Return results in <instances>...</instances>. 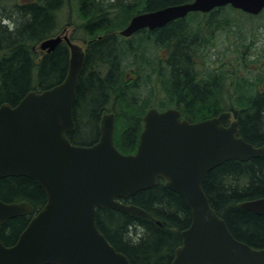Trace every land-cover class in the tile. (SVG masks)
<instances>
[{
    "label": "trees",
    "instance_id": "1",
    "mask_svg": "<svg viewBox=\"0 0 264 264\" xmlns=\"http://www.w3.org/2000/svg\"><path fill=\"white\" fill-rule=\"evenodd\" d=\"M191 1L0 0V106L14 107L30 91L64 81L70 60L67 44L41 58L34 47L58 35L65 16L66 26H74L71 39L86 44L74 107L76 131L68 135L73 144H95L102 116L113 113L115 146L134 154L143 118L155 107L176 108L190 122L232 112L239 135L264 146V67H256L259 60H248L264 27V11L253 16L227 6L190 13L129 39L119 34L137 14ZM255 55L264 57L262 50ZM203 189L236 239L264 248V216L238 207L264 196V156L222 164L208 174ZM0 200L27 202L37 212L47 197L36 182L21 176L0 179ZM129 201L154 219L107 208L98 211L99 230L132 264H171L181 231L191 223L185 201L163 180ZM32 217L19 216L0 227L4 245H14Z\"/></svg>",
    "mask_w": 264,
    "mask_h": 264
},
{
    "label": "water",
    "instance_id": "2",
    "mask_svg": "<svg viewBox=\"0 0 264 264\" xmlns=\"http://www.w3.org/2000/svg\"><path fill=\"white\" fill-rule=\"evenodd\" d=\"M227 6L258 16L264 0H193L137 14L119 34L130 38L190 13ZM62 41L70 50L64 81L30 91L14 107L0 106V179L28 177L47 197L36 213L27 202L0 200V227L34 214L14 245L6 246L0 239V264H132L99 230L98 211L112 208L153 219L145 209L120 200L155 187L160 179L186 202L192 215L171 264H264V248L236 239L203 189L212 170L231 160L262 157L264 146L256 147L239 135L232 112L190 122L175 108L148 110L134 154H124L115 146L113 113L102 116L95 144H73L68 135L76 131L74 107L86 52L67 33L44 40L40 49L51 53ZM239 207L264 216V198Z\"/></svg>",
    "mask_w": 264,
    "mask_h": 264
},
{
    "label": "rangeland",
    "instance_id": "3",
    "mask_svg": "<svg viewBox=\"0 0 264 264\" xmlns=\"http://www.w3.org/2000/svg\"><path fill=\"white\" fill-rule=\"evenodd\" d=\"M67 17H65V16H63L62 17V22H61V26L63 27V29L62 30H64V29H67V32L71 35L72 34V32L74 31V26H69V25H67L66 26V23H67ZM73 19L76 21L77 19H76V15L74 14V16H73ZM84 49H86V44L85 43H83V42H80V41H77ZM256 46H257V48H256V50L255 51H252L251 52V54L249 55V57H248V60L249 61H260V62H258L259 64H256V67H257V65H260V67H264V57L262 58V56L260 55L259 57H258V55H255V52H258V51H260V50H262V55H263V51H264V27L262 26L261 27V29H260V33H259V35H258V38H257V43H256ZM38 55H39V58H41L43 55H44V53L42 52V51H39L38 52ZM213 59V58H212ZM229 59H231V58H228V60ZM254 67V65H251V69H254L253 68ZM93 136V135H92Z\"/></svg>",
    "mask_w": 264,
    "mask_h": 264
},
{
    "label": "flooded vegetation",
    "instance_id": "4",
    "mask_svg": "<svg viewBox=\"0 0 264 264\" xmlns=\"http://www.w3.org/2000/svg\"><path fill=\"white\" fill-rule=\"evenodd\" d=\"M66 29H64V30H62L60 33L62 34L64 31H65ZM59 33V34H60ZM58 34V35H59ZM57 36V35H56ZM34 50H35V52L36 53H38L39 51H41L40 49H39V47H35L34 48ZM43 53H44V51H42ZM167 188V187H166ZM260 198H264V196L263 197H259V198H256V199H260ZM256 199H252V200H256ZM252 200H247V201H252ZM122 203H124V204H126V205H133V204H131L130 203V201H129V198H126V199H122V200H120ZM244 202H246V201H244ZM186 203V202H185ZM243 203V202H242ZM240 204V203H239ZM239 204H238V207H239ZM187 205V204H186ZM188 207V206H187ZM239 208H241V207H239ZM112 209V208H111ZM243 209V208H242ZM245 210V209H244ZM247 211V210H246ZM191 213V212H190ZM254 213V212H253ZM256 214V213H255ZM258 215V214H257ZM263 216V215H262ZM158 222V221H157ZM191 222H192V215H191ZM159 225H161V223L159 224ZM190 225H191V223L187 226V227H185V229H183L182 231H184V230H186V229H188L189 227H190ZM182 231H181V236H182ZM234 236V235H233ZM235 237V236H234ZM241 241V240H240ZM241 242H243V241H241ZM245 243V242H244ZM247 244V243H246ZM183 245V237H182V241H181V244L178 246V247H176V249H175V252H174V258H175V253H176V250L179 248V247H181ZM174 258H173V260H174ZM173 260H172V262H173ZM171 262V263H172Z\"/></svg>",
    "mask_w": 264,
    "mask_h": 264
}]
</instances>
